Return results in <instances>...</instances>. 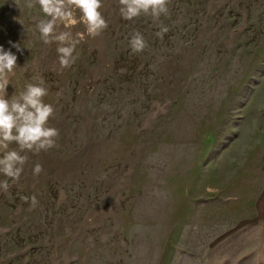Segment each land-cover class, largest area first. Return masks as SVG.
Instances as JSON below:
<instances>
[{
	"label": "rangeland",
	"instance_id": "rangeland-1",
	"mask_svg": "<svg viewBox=\"0 0 264 264\" xmlns=\"http://www.w3.org/2000/svg\"><path fill=\"white\" fill-rule=\"evenodd\" d=\"M25 2L0 0V46L22 48H11L7 94L42 77L59 137L0 193V264H206L224 235L256 222L264 0H169L158 21H126L118 0H103L107 30L86 35L63 70ZM136 31L142 53L129 45ZM33 195L35 208L21 199Z\"/></svg>",
	"mask_w": 264,
	"mask_h": 264
},
{
	"label": "clouds",
	"instance_id": "clouds-1",
	"mask_svg": "<svg viewBox=\"0 0 264 264\" xmlns=\"http://www.w3.org/2000/svg\"><path fill=\"white\" fill-rule=\"evenodd\" d=\"M119 13L126 21L147 15L159 20L169 12V0H118ZM39 7L43 18L35 26L40 40L45 45L56 43L60 69L70 68L78 58L77 45L85 36L96 38L108 28V21L101 9L103 0H26L25 7ZM83 25L84 31L73 33L72 29ZM156 33L161 39L169 29L158 24ZM61 28L63 30H61ZM11 48L22 53L19 43L9 42ZM129 45L133 53H142L147 47L144 36L136 31L131 35ZM0 46V193H8L12 184L18 182L24 166L29 161L28 153H39L57 147L59 130L50 126L54 118L55 108L45 103L48 95L45 81L39 75L33 82L24 84L18 94H7L11 84L10 76L15 74L18 66L17 55ZM43 171L40 163L32 168L34 177ZM9 179L11 182H9ZM26 203L30 201L32 208L37 207L35 195L21 197Z\"/></svg>",
	"mask_w": 264,
	"mask_h": 264
},
{
	"label": "crops",
	"instance_id": "crops-1",
	"mask_svg": "<svg viewBox=\"0 0 264 264\" xmlns=\"http://www.w3.org/2000/svg\"><path fill=\"white\" fill-rule=\"evenodd\" d=\"M206 264H264V204L253 225L239 226L211 248Z\"/></svg>",
	"mask_w": 264,
	"mask_h": 264
}]
</instances>
